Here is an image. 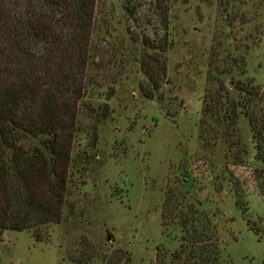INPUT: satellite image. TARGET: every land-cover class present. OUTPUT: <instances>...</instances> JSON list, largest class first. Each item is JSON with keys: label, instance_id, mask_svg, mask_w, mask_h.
<instances>
[{"label": "rangeland", "instance_id": "rangeland-1", "mask_svg": "<svg viewBox=\"0 0 264 264\" xmlns=\"http://www.w3.org/2000/svg\"><path fill=\"white\" fill-rule=\"evenodd\" d=\"M124 2L97 0L93 39L103 49L104 64L94 73L99 82L95 93L85 101L97 106L106 93L98 94L111 87L115 92L113 112L99 124V142L90 146L91 120L83 107L63 218L44 226L46 239L41 242L29 230L5 231L0 264H71L70 257L86 261L81 255L85 241L95 246L96 254L122 249L132 254L131 264H154L158 247L174 251L179 245V230L168 232L162 213L168 189L180 188L172 170L182 159L197 164L205 186L201 199L214 197L204 204L219 215L225 264H264V193L250 177L251 165L264 170V162L255 160L249 119L242 115L238 127L251 164L234 165L233 156L221 147L215 155L224 162L228 154L232 169L250 182L243 207L234 194L213 192L204 164L215 159L205 150L199 128L205 92L219 85L213 77L227 84L232 76L240 77L235 69L231 75L226 71L230 49L248 51L249 73L264 89V0H238L240 17L234 23L224 12V0L175 4L169 27L173 45L167 53L170 82L161 100H148L140 90L145 79L138 62L143 47L132 43L129 34L159 38L162 25L149 0H141L136 17L125 10Z\"/></svg>", "mask_w": 264, "mask_h": 264}, {"label": "trees", "instance_id": "trees-1", "mask_svg": "<svg viewBox=\"0 0 264 264\" xmlns=\"http://www.w3.org/2000/svg\"><path fill=\"white\" fill-rule=\"evenodd\" d=\"M124 1L125 10L136 17L143 7L141 0ZM189 1L149 0L162 36L129 34L132 43L143 47L138 62L145 79L140 90L148 100H161L170 82V13L175 4ZM223 3L229 22L239 21L238 0ZM96 7L97 0H0V238L7 230H29L36 241H45L44 226L63 218L81 108L86 107L91 120L92 148L99 142V124L113 112L114 87L98 94L106 93L102 104L90 106L85 101L95 93L99 82L94 73L104 64L103 49L93 39ZM238 51L230 49L225 65L229 75L235 69L240 77L232 76L229 84L213 77L219 85L205 92L199 128L205 150H211L215 159L204 164L212 176L213 192L228 191L243 207L250 182L232 169L228 154L224 162L215 157L221 147L233 156L234 165L251 164L238 127L245 115L253 133L255 160L264 162V89L249 73L248 51ZM212 73L213 69L208 79ZM251 166L252 182L264 193V170ZM197 168L195 162L182 159L172 170L180 188L168 189L162 217L168 232L179 230V245L174 251L158 247L154 264H225L219 215L204 204L214 197L201 199L199 192L205 186ZM89 244L85 241L81 253L86 261L70 257L71 264L132 263V254L125 250L96 254Z\"/></svg>", "mask_w": 264, "mask_h": 264}]
</instances>
